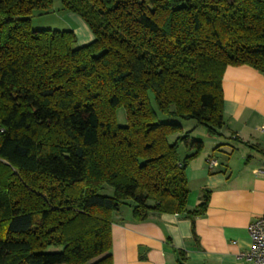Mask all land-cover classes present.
Returning a JSON list of instances; mask_svg holds the SVG:
<instances>
[{"label": "trees", "instance_id": "1", "mask_svg": "<svg viewBox=\"0 0 264 264\" xmlns=\"http://www.w3.org/2000/svg\"><path fill=\"white\" fill-rule=\"evenodd\" d=\"M52 3L0 0V264H113L127 199L138 221L205 213L186 177L204 142L170 137L220 134L226 67L264 71V0H62L94 34L78 46L33 28Z\"/></svg>", "mask_w": 264, "mask_h": 264}, {"label": "crops", "instance_id": "2", "mask_svg": "<svg viewBox=\"0 0 264 264\" xmlns=\"http://www.w3.org/2000/svg\"><path fill=\"white\" fill-rule=\"evenodd\" d=\"M81 45L94 39L87 23L64 10ZM224 126L208 132L204 147L186 167L192 210L209 194L204 214L150 212L135 220L133 210L114 213L113 264H239L251 247L249 224L264 213V71L229 65L223 73ZM201 125L194 123V129ZM184 132L175 135H183ZM193 130V129H192ZM192 130L189 132V136ZM173 137V139L175 138ZM184 144L181 142L179 147ZM184 158L191 152L183 146ZM217 160L210 167L209 159Z\"/></svg>", "mask_w": 264, "mask_h": 264}, {"label": "rangeland", "instance_id": "3", "mask_svg": "<svg viewBox=\"0 0 264 264\" xmlns=\"http://www.w3.org/2000/svg\"><path fill=\"white\" fill-rule=\"evenodd\" d=\"M67 14L63 10L62 0H53L51 9L42 14H38L37 12L32 17V26L34 29H59V30H66L72 29L69 22L64 18ZM81 45L79 41L76 42V46ZM117 120L118 123L124 125L126 123L124 109L120 108L117 111ZM195 120H187L183 121L182 124L184 128L188 129V131L192 135L191 138L193 139H200L202 140L204 135L208 132L204 126H199L197 129H194ZM173 137H170V141H173ZM184 144L179 147V154L181 156L185 155V150L183 149ZM106 194H113V188L111 186L105 187L103 190ZM134 201L132 199H127V201L121 205L123 213L130 212L133 210Z\"/></svg>", "mask_w": 264, "mask_h": 264}, {"label": "built area", "instance_id": "4", "mask_svg": "<svg viewBox=\"0 0 264 264\" xmlns=\"http://www.w3.org/2000/svg\"><path fill=\"white\" fill-rule=\"evenodd\" d=\"M210 167L216 166L217 160L209 159ZM252 240L251 247L243 253L245 261L239 264H264V213L257 216L248 227Z\"/></svg>", "mask_w": 264, "mask_h": 264}]
</instances>
